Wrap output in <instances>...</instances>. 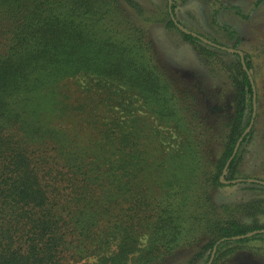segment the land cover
I'll list each match as a JSON object with an SVG mask.
<instances>
[{"label":"trees","instance_id":"obj_1","mask_svg":"<svg viewBox=\"0 0 264 264\" xmlns=\"http://www.w3.org/2000/svg\"><path fill=\"white\" fill-rule=\"evenodd\" d=\"M185 1L0 0V264L264 255L252 243L264 242V163L260 177L239 164L264 80L251 54L236 51L238 31L219 21L240 9L202 0L211 37L179 19ZM155 27L222 80L230 112L202 109L197 83L161 61ZM237 184L248 197L219 202Z\"/></svg>","mask_w":264,"mask_h":264},{"label":"rangeland","instance_id":"obj_2","mask_svg":"<svg viewBox=\"0 0 264 264\" xmlns=\"http://www.w3.org/2000/svg\"><path fill=\"white\" fill-rule=\"evenodd\" d=\"M160 1V0H159ZM258 0H223L224 7H237L240 12L231 11L229 8L223 9L219 15V21L234 27L241 36V44L237 46L236 51L245 50L251 54L255 62V68L258 72L260 82L264 80V2L256 7ZM179 19L191 30L202 34L217 37L212 24V8L206 5L202 0H187L180 2L178 8ZM155 41L159 57L162 62H166L174 72L178 73L182 83L191 84L196 82L198 93L201 97L202 109L206 110L211 117L218 118L223 113L231 111L229 99L226 96L224 86L215 75L206 72L195 62V55L192 49H188V44L183 41H176L173 36L165 32L161 27H155L151 32ZM232 42H229L231 45ZM233 44V43H232ZM233 49V48H232ZM212 92L213 96L209 93ZM223 93V95L221 94ZM217 94L218 97H214ZM138 107L143 106L141 102ZM263 104L259 106V117L254 125V131L249 141L244 145L243 158L240 161L241 175L245 177H260L259 171L264 163V115ZM142 108V107H141ZM230 108V109H229ZM228 109V110H227ZM226 111V112H225ZM142 115H147L144 108L140 110ZM157 125V124H156ZM164 126L160 129L165 130ZM258 173V175H257ZM228 172L226 175L227 176ZM244 184H237L233 187L223 188V194L220 192L219 202L232 203L240 202L248 197L244 190ZM220 204V203H219ZM258 242V243H256ZM252 242L257 245H263L264 242ZM250 245L254 247L255 245ZM185 261L188 258L183 256ZM97 258H91L78 264H97ZM178 263H182L181 260ZM224 264H264V255L256 254L253 250L240 251L231 259H227Z\"/></svg>","mask_w":264,"mask_h":264},{"label":"water","instance_id":"obj_3","mask_svg":"<svg viewBox=\"0 0 264 264\" xmlns=\"http://www.w3.org/2000/svg\"><path fill=\"white\" fill-rule=\"evenodd\" d=\"M229 50H230L231 52H234V51H235V50L232 49V48H230ZM240 54L242 55V52H240ZM254 107L256 108V102H254ZM249 130H250V128L245 132V134H246ZM245 134H244V135H245ZM241 140H242V138L240 139V141H241ZM235 153H236V152H235ZM231 160H232V159H230V161H229V163H228V166H229ZM227 168H228V167H227ZM227 168H226V170L224 171V175L227 174V170H228ZM255 233H256V232H253V233H251L250 235H253V234H255ZM235 239H237V237H236ZM212 260H213V259H212ZM209 264H212V261H210Z\"/></svg>","mask_w":264,"mask_h":264}]
</instances>
